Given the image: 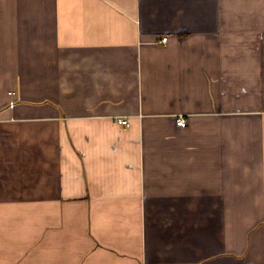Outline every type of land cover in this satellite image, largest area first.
<instances>
[{
  "label": "crops",
  "instance_id": "obj_1",
  "mask_svg": "<svg viewBox=\"0 0 264 264\" xmlns=\"http://www.w3.org/2000/svg\"><path fill=\"white\" fill-rule=\"evenodd\" d=\"M0 264H264V0H0Z\"/></svg>",
  "mask_w": 264,
  "mask_h": 264
},
{
  "label": "built area",
  "instance_id": "obj_2",
  "mask_svg": "<svg viewBox=\"0 0 264 264\" xmlns=\"http://www.w3.org/2000/svg\"><path fill=\"white\" fill-rule=\"evenodd\" d=\"M168 40V36H164L162 37L161 41L162 42H167ZM13 105V104H11ZM119 123L122 124V125H125V126H129V121L127 119H120L119 120ZM187 123V120L184 116H179L177 118V124L180 125V126H185Z\"/></svg>",
  "mask_w": 264,
  "mask_h": 264
}]
</instances>
